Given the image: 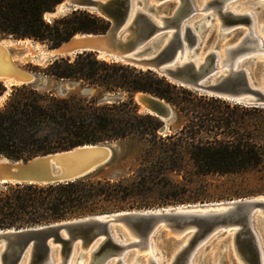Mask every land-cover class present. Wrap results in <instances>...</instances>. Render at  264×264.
Wrapping results in <instances>:
<instances>
[{
	"label": "trees",
	"instance_id": "obj_1",
	"mask_svg": "<svg viewBox=\"0 0 264 264\" xmlns=\"http://www.w3.org/2000/svg\"><path fill=\"white\" fill-rule=\"evenodd\" d=\"M61 2L0 0V39L29 38L52 49L77 33L101 34L108 30V20L85 10H72L47 20L45 14ZM39 72L52 80L65 81L72 88L59 97L28 84L12 86L0 109V157L27 160L85 144L132 138L144 151L148 150L159 166L149 170L143 165L135 176L118 181L88 176L48 185L0 184V229L168 204L206 203V194L182 197L179 195L184 194L186 185L156 179L168 171L186 172L193 179L194 175L241 174L264 166V126L251 129L248 122L239 123V134L232 114L220 117L210 111L214 105L230 107L225 100L198 95L151 70L101 59L93 52L52 59ZM5 92L0 82V95ZM139 92L158 97L182 113L194 105L202 111L180 131L163 137L158 131L164 122L140 112L135 101ZM234 107L264 112L263 107L237 103ZM186 163L192 165L189 172ZM155 192L169 193L172 198L151 200L149 195Z\"/></svg>",
	"mask_w": 264,
	"mask_h": 264
},
{
	"label": "water",
	"instance_id": "obj_2",
	"mask_svg": "<svg viewBox=\"0 0 264 264\" xmlns=\"http://www.w3.org/2000/svg\"><path fill=\"white\" fill-rule=\"evenodd\" d=\"M167 1L62 0L52 12L45 14L46 19L48 14L56 18L72 10H85L105 18L110 26L101 34L73 35L58 47L48 49L49 57H73L93 52L103 59L107 57L138 69L151 70L173 84L204 95L245 106L264 107V76L256 80L253 75L255 62L262 57L264 60L256 37L247 32L229 46L223 71L217 59V50L224 38L241 26L250 30L251 15L223 10L224 0H214L212 5L220 16L221 30L213 49L199 61L198 50L211 24L205 21L190 24L197 14L193 0H176L177 5L169 13H156L155 6ZM60 5L63 10L58 14ZM26 39L9 36L0 42ZM10 55V49L0 44L1 82L5 84L7 78H12L19 84H44V79L11 62ZM135 101L141 111L164 122L174 115L169 103L151 94L139 92ZM165 130L164 124L160 132ZM113 157L112 143L85 144L27 160L3 157L0 158V184L48 185L74 181L91 176ZM230 232L231 252L239 264H264V195L215 203L123 210L48 225L0 229V264H55L54 251L57 249L58 264H69L78 246L85 249L96 243L90 264H109L113 260L123 264L129 250L141 252L149 247L152 239L167 233L180 240L188 237L171 264H191L193 256L210 239ZM148 264L156 262L149 258Z\"/></svg>",
	"mask_w": 264,
	"mask_h": 264
},
{
	"label": "rangeland",
	"instance_id": "obj_3",
	"mask_svg": "<svg viewBox=\"0 0 264 264\" xmlns=\"http://www.w3.org/2000/svg\"><path fill=\"white\" fill-rule=\"evenodd\" d=\"M147 1V0H146ZM209 0H193L195 7L198 10L205 5V3ZM177 3L176 0H168L165 3H160L155 6V12H163L169 13L174 5ZM238 7V12H243L250 10L252 11L253 15L256 17L257 22V30L259 35L263 38V34L261 32V28L264 25V0H233L227 5V9H235ZM71 12V11H70ZM213 12L212 9H208L206 11H199L197 14L190 20L195 21L200 19L202 16L211 14ZM61 14L56 18L64 16L68 14ZM213 20L211 23V27L206 33L204 41L202 42L201 46L199 47V52H201L200 56L202 57L203 54L209 50H211L218 40L219 35V24L220 20L217 18L215 14L212 15ZM55 19V18H52ZM50 19V20H52ZM48 20V19H47ZM49 20V21H50ZM248 31L244 26L237 28V30L233 31L229 34L226 38H224L219 46V53L223 55V48L227 45H234L238 40L241 34H245ZM34 41V40H33ZM38 43L40 46L33 49V53L30 52L27 47L24 46H11L9 49L12 53V61H14L20 67L34 73L38 78H42L45 80L44 84H28L36 87L39 91L42 92H52L59 97L65 96V92L70 90L72 87L69 83L65 81H55L51 78L44 76L41 72H39L42 68H44L47 63L52 60L47 53V50L50 49L46 46V44H42L38 41L32 42L33 46ZM25 56L22 58V56ZM221 59V57H220ZM39 68V69H38ZM253 75L256 80L263 79L264 76V60L262 58H258L255 62L253 67ZM1 82V81H0ZM172 83V82H171ZM5 86V84L2 82ZM21 85V84H19ZM15 86V85H12ZM12 86L10 89L6 88V92L8 91V95L11 92ZM191 90V89H190ZM198 95H202L195 90ZM4 93V94H5ZM3 94V95H4ZM8 95L1 100L0 102V109L4 107L5 102L8 98ZM204 95V94H203ZM2 96V95H0ZM208 96V95H206ZM183 97H188V95H183ZM211 97V96H208ZM215 98V97H214ZM223 100V99H222ZM230 104V107H226L225 105H219L211 108L210 111L213 112L215 115L220 117H226L227 115H233L237 119V123H235V129L239 134H241L242 130L239 129L237 126L239 123L248 122L251 129H256L257 127L264 126V112H254V111H245L242 109H238L234 107L236 104L232 101H227ZM196 104H203V102H198ZM205 105V104H203ZM210 105V103H209ZM207 106V105H206ZM172 107V106H171ZM140 108V106H139ZM264 108V107H263ZM174 115L171 119L167 121H163L166 125V130L164 132L158 133L163 137L174 134L180 131L184 126L190 123L192 117L195 116L198 112L202 111V108L199 106H195L190 108V110L186 112H179L175 108H173ZM142 113H147L145 111H141ZM256 127V128H255ZM220 138L223 135L219 136ZM112 143L114 146V157L110 163L101 167L97 172L92 174L91 176L95 179H109L113 181H118L123 177H132L135 176L136 172L140 167L146 165L149 170L155 169L158 167L156 165L158 162L153 159V156L150 155L148 150L139 144L135 139L128 138L123 141L118 142H106ZM3 158V157H0ZM152 161V162H151ZM187 172L192 170V165L186 163ZM192 175L186 172H166L164 176L159 175V178L156 181L160 180L161 182L163 179H167L174 184L186 185L187 188L184 194L179 196L187 197V196H196L199 193L206 194L207 198H209L206 203H215L220 201H230L239 198H248L254 197L258 195H264V166L253 171L244 172L241 174H229V175H209L206 177H199L194 175L193 179ZM187 179L193 181V183H189L186 181ZM204 189V190H203ZM151 200H166L167 198H172V196L166 195L165 193L155 192L149 195ZM199 201L196 203H183V204H198ZM181 204H168L161 207L167 206H178ZM153 208H158L153 207ZM143 209H150V208H143ZM137 210V209H134ZM77 219V218H74ZM185 242V238H175L173 236L164 235L162 234L160 237H156L155 239L151 240V244L154 248L156 258L158 259V264H171L173 257L180 246ZM224 243L226 247L230 243V237L223 236L220 238H212L210 239L205 246L200 248L197 253L193 256L192 264H239L232 252L231 248L228 247L227 250H224ZM224 250V251H223ZM78 251L73 254L71 258L70 264H87L89 257L81 260L78 258ZM137 250H130L125 254V258L123 260V264H147L146 260V251L139 252L135 255ZM54 262H59V256L57 251L54 253ZM117 260H113L109 264H116Z\"/></svg>",
	"mask_w": 264,
	"mask_h": 264
},
{
	"label": "bare ground",
	"instance_id": "obj_4",
	"mask_svg": "<svg viewBox=\"0 0 264 264\" xmlns=\"http://www.w3.org/2000/svg\"><path fill=\"white\" fill-rule=\"evenodd\" d=\"M151 1H153V0H144V2H147V3H149V2H151ZM213 1L214 0H209V1H207L206 3H205V5L201 8V10H198L196 7V10H197V12H199V11H206V10H208V9H212L213 10V12L211 13V14H207V15H204V16H202L200 19H198V20H195V21H190V24L192 25L193 23H195V22H198V24H202L204 21L206 22V23H208V24H211L212 23V20H213V17H212V15L213 14H215L216 16H217V18L220 20V16H219V14L217 13V10H216V7L214 6V5H212L213 4ZM233 0H224V7H223V10H226L227 9V5L230 3V2H232ZM160 4V3H159ZM177 5V4H176ZM238 7L239 6H237L235 9H228V10H230V11H232V12H234V13H248V14H250L251 15V17H252V23L250 24V30H248L247 32H250V34H252L253 36H255L256 37V39H257V42H258V46L262 49L261 50V52H260V55H264V25L262 26V27H260L261 28V32H262V34H263V38L261 37V35H259V33H258V30H257V22H256V17H255V15H253V13H252V11H250V10H247V11H243V12H238ZM62 10H63V6L62 5H60L59 7H58V10H57V13L58 14H60L61 12H62ZM57 14V15H58ZM158 14L159 15H161V14H164L163 12H158ZM209 15V16H208ZM47 17V19H51L52 18V15H47L46 16ZM220 24H221V20H220ZM219 24V31L221 30L220 28H221V25ZM246 29H248V28H246ZM224 32L226 31V30H223ZM223 32V33H224ZM246 32V33H247ZM240 37V36H239ZM240 40V39H239ZM0 44H2V45H4L6 48H10L11 46H14V47H16V46H24V47H27V49L30 51V52H28V54L29 53H33V49L35 48V47H39L40 45L38 44V43H36V45L35 46H33V44H32V41L31 40H28V39H26V40H23V41H12V40H4V41H2V42H0ZM233 45V44H232ZM229 46H231V45H227V46H225L224 48H223V55L221 56L220 55V53H219V49L217 50V59H218V64H219V67H220V69H222V71L225 69L224 67L226 66V65H224V64H226V60H227V50L229 49ZM213 49V48H212ZM211 49V50H212ZM210 51V50H209ZM47 53H48V50H47ZM207 53H208V51L207 52H205L204 54H203V56L201 57L200 56V54H201V52H199V54H198V56H197V58L199 59V61H201L206 55H207ZM49 54V53H48ZM25 56H27V55H24V56H22V58H24ZM10 57V60H11V62H12V55H10L9 56ZM220 57H221V59H220ZM99 58H101V59H103L104 57H102V56H99ZM263 58V57H262ZM105 59L106 60H108V58L107 57H105ZM235 66H236V64H235ZM262 80V79H261ZM14 84H16V85H18L19 83H16V82H14V80L12 79V78H7L6 80H5V85H7V89H10V86H12V85H14ZM8 95V91H7V93H5L4 95H2V96H0V102H1V100H3L6 96ZM232 233L230 232V233H228V234H226V235H224V236H227V237H230V243H229V245L226 247V245H225V243H224V250H227V248L228 247H230L231 248V239H232V235H231ZM167 235H169L170 236V234H168L167 233ZM174 237V236H173ZM184 239V238H183ZM187 239H188V237H186L185 238V242L187 241ZM128 241H126V243H127ZM185 242L183 243V244H185ZM97 244L98 243H96V244H94V245H92V246H90V247H88V248H85V249H81V248H79V246L76 248V249H79V251H78V258L79 259H81V260H84L85 258H87V257H89V259H88V261H87V264H90V262L92 261V258H93V254H94V251H95V249H96V247H97ZM182 244V245H183ZM181 245V246H182ZM180 246V247H181ZM76 249L73 251V253H72V255H71V258H72V256H73V254L76 252ZM223 250V251H224ZM55 251H57V253H58V256H59V262H54L55 264H58V263H60V255H59V250L57 249V250H55ZM55 251H54V253H55ZM130 251V250H129ZM143 251H146L147 252V254H146V260H147V264H148V260H149V258L150 259H152V260H154L155 262H156V264H158V259L156 258V255H155V251H154V248H153V246H152V244L150 243V245H149V247L147 248V249H145V250H143ZM143 251H141V252H143ZM139 252L138 251H136V253H135V255H137ZM175 256V255H174ZM174 258V257H173ZM173 261V260H172ZM171 261V262H172ZM193 261V260H192ZM192 261H191V264H192ZM70 262H71V259H70V261H69V264H70ZM116 264H117V262H116Z\"/></svg>",
	"mask_w": 264,
	"mask_h": 264
}]
</instances>
